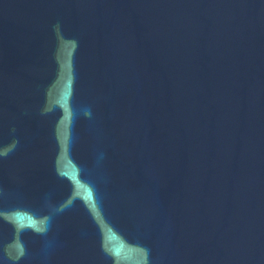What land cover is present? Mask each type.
Returning a JSON list of instances; mask_svg holds the SVG:
<instances>
[{"label":"water","instance_id":"obj_1","mask_svg":"<svg viewBox=\"0 0 264 264\" xmlns=\"http://www.w3.org/2000/svg\"><path fill=\"white\" fill-rule=\"evenodd\" d=\"M0 264H264V0H0Z\"/></svg>","mask_w":264,"mask_h":264}]
</instances>
